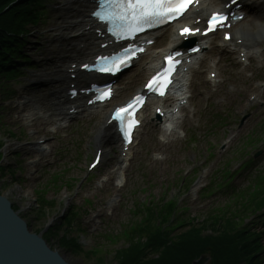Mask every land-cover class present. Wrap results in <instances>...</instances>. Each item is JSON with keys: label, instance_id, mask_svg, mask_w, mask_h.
<instances>
[{"label": "rangeland", "instance_id": "obj_1", "mask_svg": "<svg viewBox=\"0 0 264 264\" xmlns=\"http://www.w3.org/2000/svg\"><path fill=\"white\" fill-rule=\"evenodd\" d=\"M262 1H246L248 14L242 22L257 16L264 25ZM42 2L45 14L29 29L22 49L30 69L20 78H0V195L17 208L29 230L43 236L53 228L46 243L69 264H121L119 258L130 245L127 238L135 233L139 238L131 241L145 243L147 231L137 227L151 229L142 206L172 202L174 214L162 225L171 239L207 224L212 228L200 237L218 236L219 222L222 227L231 224V229L246 226L264 245V36H258V46L242 62L231 47L217 50L220 35H214L213 51L188 74L191 98L171 136L162 133L146 109L124 167L115 170L120 157L111 139L102 142L101 163L89 170L108 110L139 89L154 59L145 56L121 77L109 106L80 113L57 129L49 94L65 83L50 79L67 61L63 52L73 50L79 40L59 37L58 27L69 17L64 0ZM161 47L158 43L149 53ZM208 69L215 70L218 85L208 80ZM252 95L257 100L251 101ZM40 113L49 117L40 118ZM39 199L52 204L40 206ZM71 212L74 218L67 224ZM63 238L79 247L62 246ZM143 253V260L150 261L162 250L151 253L145 246ZM202 256L211 264L206 248L189 264Z\"/></svg>", "mask_w": 264, "mask_h": 264}, {"label": "trees", "instance_id": "obj_2", "mask_svg": "<svg viewBox=\"0 0 264 264\" xmlns=\"http://www.w3.org/2000/svg\"><path fill=\"white\" fill-rule=\"evenodd\" d=\"M42 1L0 0V78L3 77L4 80L16 79L21 76L23 70L21 65H28L29 62L26 60V55L22 53V49L30 33L29 29L37 26L38 20L44 16ZM0 148H2L1 141ZM2 172L0 168V175ZM38 203L40 206L52 204L43 199H39ZM174 207L175 204L172 202L167 204L162 202L160 207L155 206V208L142 206V209L146 210L147 215L150 216L147 222L151 229L137 227L138 232L147 231L145 232L147 233L145 243L139 245L135 241L133 243L131 240L139 238L135 233L131 235L132 237L127 238L130 245L119 258L121 264H189L201 253H204L205 248L211 255V264H264V245L260 244L258 236L251 234L246 226L231 229V224L222 227L217 222L216 228L218 227V230L222 228L220 232L218 231V236L201 235L200 237L201 232L204 233L212 228L207 224L195 229L191 227L185 234L171 239L169 232L167 230L164 232L162 225L166 224L167 220L173 216ZM12 209L17 210L13 205ZM73 218L74 214L71 212L65 221L68 219L67 224H69ZM52 229L42 236L47 243L46 236L53 231ZM252 229H256V227H252ZM60 242L64 247H79L75 240L63 238ZM145 246L151 253L157 250H162V253L156 259L144 261Z\"/></svg>", "mask_w": 264, "mask_h": 264}, {"label": "snow or ice", "instance_id": "obj_3", "mask_svg": "<svg viewBox=\"0 0 264 264\" xmlns=\"http://www.w3.org/2000/svg\"><path fill=\"white\" fill-rule=\"evenodd\" d=\"M193 0H96V7L91 13L100 23L106 25L107 30L114 37L119 39H131L139 32L150 28L156 24L164 23L173 18L183 15ZM232 4H236L237 0H231ZM227 19L222 13H214L208 20L207 31L204 33L207 35L209 32L215 31L218 27L223 26L224 21ZM197 32L199 29L196 30ZM196 32L190 31L188 28H184L181 35L189 36L195 35ZM227 39V37H225ZM129 49H125L128 52ZM104 64L97 71L103 72H115L119 71L121 65L127 61L120 59L119 57L109 58L104 57ZM170 66L163 73H160L157 77H154L149 82L148 87L151 89L153 85L157 88H163L168 84L167 76L171 72V57H169ZM86 70L89 69V65L83 66ZM75 94V93H73ZM163 95V92L160 93ZM110 96V90H103L100 93L98 99H105ZM132 108V104H129L126 108H119L116 110L114 119L124 125L127 119L126 114L130 115L129 109ZM136 121L130 120L124 129L125 138L129 136V132L134 127Z\"/></svg>", "mask_w": 264, "mask_h": 264}, {"label": "bare ground", "instance_id": "obj_4", "mask_svg": "<svg viewBox=\"0 0 264 264\" xmlns=\"http://www.w3.org/2000/svg\"><path fill=\"white\" fill-rule=\"evenodd\" d=\"M64 2L65 3L63 5V7L65 9L69 10V12H68L69 17H66L64 19V21L61 23L60 27H58L60 39L64 40V38L66 36V40H70L69 38L77 35L76 37L82 38L85 42L84 44H86V45H83L79 48L78 54H76L77 51L71 52V53L75 54V56H71L70 59H72V61L70 63L76 64V66H77L78 63L76 61L79 59L80 56L82 58H85L88 56V54L85 53L86 51H88V52L89 51H95V52L100 51L99 47L96 46V42H98L101 39H99L97 37V34L94 32L96 29L95 25L92 24L91 21L87 20V17H86L87 10L91 9L90 8L91 6L89 5L90 4L89 1H86V0H64ZM220 4H223V1L220 0ZM208 11H209V9L206 6H203L201 9H197L192 13L193 16L191 19L188 18V19L184 20V22L187 23L189 21H193L196 17H200L201 15L206 14ZM260 35L264 36V25L260 23V18L256 16L253 18V20L251 22L243 23V24L236 26L234 32L232 33V38L230 39L229 44L233 45L236 49L241 50V51L243 49H245V50L252 49L253 50V48H255L258 45V39H259L258 36H260ZM195 39H196L197 43H203V38H198V39L195 38ZM71 40H73V38ZM179 42L180 41H179V38L177 36L171 37V40L166 44L163 51H168L171 49H179L178 48ZM221 42L223 45H225L227 41H225L223 39ZM205 44L206 43L204 42V45ZM68 53L69 52L67 50L63 52L64 56H63L62 60L66 59L65 55ZM199 55H200V53H199ZM194 57L195 56H188V58L191 60H194ZM64 68H65L64 66L61 67V70H63ZM71 68H72L71 66L68 67L69 70ZM74 72H75V70H74ZM63 74L66 75V73L64 71H63V73H62V71L59 72L57 75L54 76L55 77L54 80H57L59 82H63V80L66 79V77L64 78L62 76ZM79 75L77 77H79ZM60 76H62V77L60 78ZM77 77L75 76L74 80H76ZM50 80L52 81L53 79H50ZM49 81H48V83H49ZM182 87H183V85L181 84V79H180V80H178V82L176 84L175 91L176 92L181 91ZM54 100L57 101L58 106H63V105H65V103H67L65 96H61V97L57 96L54 98ZM78 101H80V100L75 99V102H78ZM173 103H174L173 106H176L175 105L176 100H173ZM57 116H61V114H57ZM169 118H170V120H172L171 116ZM112 131H113V125L112 124L104 123L102 125V127L99 131V134H98L99 138H97V141H99V143L97 144V147L100 148V145L102 144L103 141L106 143L109 142V140L111 139V136H113L111 134ZM40 148H42V146H40ZM97 152H98V154H100V150L97 149ZM260 244H262V242H260Z\"/></svg>", "mask_w": 264, "mask_h": 264}, {"label": "water", "instance_id": "obj_5", "mask_svg": "<svg viewBox=\"0 0 264 264\" xmlns=\"http://www.w3.org/2000/svg\"><path fill=\"white\" fill-rule=\"evenodd\" d=\"M207 261L208 258L202 256L192 264H206ZM0 264H69L48 246L41 233L29 230L3 195H0Z\"/></svg>", "mask_w": 264, "mask_h": 264}]
</instances>
